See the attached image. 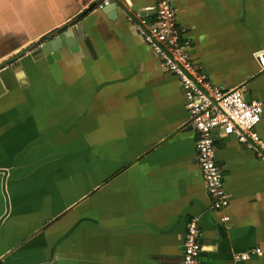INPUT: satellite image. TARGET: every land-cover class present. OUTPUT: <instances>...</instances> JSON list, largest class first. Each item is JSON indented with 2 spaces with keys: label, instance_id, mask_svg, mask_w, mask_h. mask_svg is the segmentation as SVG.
Wrapping results in <instances>:
<instances>
[{
  "label": "crops",
  "instance_id": "0c3cea01",
  "mask_svg": "<svg viewBox=\"0 0 264 264\" xmlns=\"http://www.w3.org/2000/svg\"><path fill=\"white\" fill-rule=\"evenodd\" d=\"M101 1L0 0V264H181L193 217L199 264H264V161L215 128V210L183 89L136 31L155 0ZM173 4L200 70L264 103V0Z\"/></svg>",
  "mask_w": 264,
  "mask_h": 264
},
{
  "label": "built area",
  "instance_id": "2783aa9c",
  "mask_svg": "<svg viewBox=\"0 0 264 264\" xmlns=\"http://www.w3.org/2000/svg\"><path fill=\"white\" fill-rule=\"evenodd\" d=\"M111 1L102 0L98 6L104 7ZM153 9L152 18L146 14L135 18L136 31L162 66L179 80L189 117L198 133L197 159L206 190L212 198L213 208L223 210L229 205L230 196L224 187L222 170L216 159L213 131L220 126L224 134L234 136L264 161V139L256 130L262 120L264 103L246 99L245 85L224 90L200 70L189 54L192 41L179 23L173 0H155ZM258 59L261 67H264V54H259ZM220 219L226 222L229 216L223 214ZM200 235L198 218L193 217L185 233L181 264H199L198 257L203 249ZM252 253L261 255L263 252L255 248L251 252L237 253L233 264H240Z\"/></svg>",
  "mask_w": 264,
  "mask_h": 264
},
{
  "label": "water",
  "instance_id": "95a60500",
  "mask_svg": "<svg viewBox=\"0 0 264 264\" xmlns=\"http://www.w3.org/2000/svg\"><path fill=\"white\" fill-rule=\"evenodd\" d=\"M104 10L106 12L107 11H112V14H110L111 17L113 15H115L116 10H117L116 9V2H115V0H112L109 5L105 6ZM63 40H65L67 43H69L71 45L72 44L75 45V41L76 40H75V35H74V32H73L72 29L68 28V29L64 30L63 32H61L60 34H58V36L56 38H54L53 41L56 42V44H58L59 42H61ZM47 45H49V44H47ZM46 47H47L46 45L43 46L44 49H47Z\"/></svg>",
  "mask_w": 264,
  "mask_h": 264
}]
</instances>
